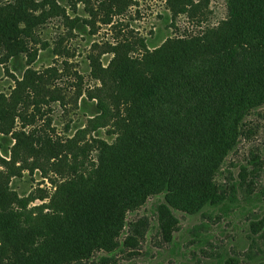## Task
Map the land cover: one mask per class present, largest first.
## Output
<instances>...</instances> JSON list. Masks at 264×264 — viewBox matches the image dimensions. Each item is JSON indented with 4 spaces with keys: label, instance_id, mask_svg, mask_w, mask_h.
<instances>
[{
    "label": "rangeland",
    "instance_id": "374dc122",
    "mask_svg": "<svg viewBox=\"0 0 264 264\" xmlns=\"http://www.w3.org/2000/svg\"><path fill=\"white\" fill-rule=\"evenodd\" d=\"M30 1L35 25L27 37L29 50L15 57L0 49V186L7 194L0 220L13 207L32 229L45 214L66 212L83 184L126 181V175L95 173L100 149L116 142L126 117L127 104L115 98L112 61L121 55L140 59L172 38L216 28L228 18V2ZM13 2L0 0V6ZM238 132L213 179L224 198L220 205H210L206 193L182 199L171 206L176 220L162 225L156 205L165 193L156 189L126 211L112 248L78 260L59 256L50 264H225L228 257L264 264V100L246 112ZM255 155L257 171L230 202L239 165ZM131 162L145 165L146 156L138 151ZM8 221L4 226L12 229ZM253 221L263 224V237L251 247ZM29 247L14 253L0 231V264L20 263L19 254L25 261Z\"/></svg>",
    "mask_w": 264,
    "mask_h": 264
},
{
    "label": "trees",
    "instance_id": "16d2710c",
    "mask_svg": "<svg viewBox=\"0 0 264 264\" xmlns=\"http://www.w3.org/2000/svg\"><path fill=\"white\" fill-rule=\"evenodd\" d=\"M227 2L228 18L216 28L172 38L140 59L121 55L112 61L115 98L127 104L126 117L116 142L100 149L95 173L126 175V181L83 184L66 212L45 214L32 229L12 207L0 220V231L12 241L14 253L30 246L25 261L19 254L18 264H50L59 256L78 260L95 249L112 248L126 211L156 189L165 193L156 205L162 225L176 220L171 206L182 199L206 193L210 205L222 203L214 175L233 148L244 115L264 100V0ZM30 3L16 0L0 6V49L15 57L29 50L27 37L35 25ZM138 151L147 164L131 162ZM259 162L255 155L239 165L230 202L238 199ZM6 197L0 186V206ZM7 219L12 229L4 226ZM262 229L261 222H251V247L263 237ZM246 256L253 259L251 252ZM225 264L240 261L228 257Z\"/></svg>",
    "mask_w": 264,
    "mask_h": 264
}]
</instances>
